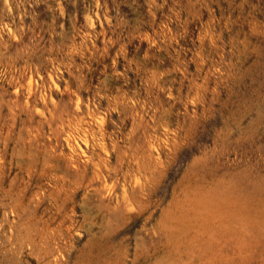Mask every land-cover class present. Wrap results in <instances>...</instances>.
Listing matches in <instances>:
<instances>
[{"label": "rangeland", "instance_id": "obj_1", "mask_svg": "<svg viewBox=\"0 0 264 264\" xmlns=\"http://www.w3.org/2000/svg\"><path fill=\"white\" fill-rule=\"evenodd\" d=\"M0 264H264V0H0Z\"/></svg>", "mask_w": 264, "mask_h": 264}]
</instances>
